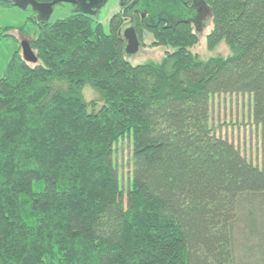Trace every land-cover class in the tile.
I'll return each mask as SVG.
<instances>
[{"label": "trees", "instance_id": "1", "mask_svg": "<svg viewBox=\"0 0 264 264\" xmlns=\"http://www.w3.org/2000/svg\"><path fill=\"white\" fill-rule=\"evenodd\" d=\"M200 1L226 58L198 59L191 24L161 23L145 28L174 51L133 65L116 16L106 33L80 12L37 24L35 64L13 54L0 75V264H264V169L212 121L214 97L247 95L264 125V0Z\"/></svg>", "mask_w": 264, "mask_h": 264}, {"label": "rangeland", "instance_id": "2", "mask_svg": "<svg viewBox=\"0 0 264 264\" xmlns=\"http://www.w3.org/2000/svg\"><path fill=\"white\" fill-rule=\"evenodd\" d=\"M118 1L108 0L106 6L101 8L96 16L92 15L95 22L100 23L106 33L109 32V22L113 16L119 20V23L115 24L116 27H121L122 34L129 26L126 19H123L120 14ZM3 3L8 5L0 4V75L4 72L13 54L20 50L21 43L23 41L30 42L35 38L37 24L42 20V18L39 19L38 13L31 4L23 7L18 4L13 5L8 0H3ZM76 12H78L77 7L72 4L56 6L47 22L62 20ZM136 20L138 21V18ZM206 20L207 22L199 21L200 23L196 27L197 31L195 28L193 29L198 39L196 44L189 49L190 52L203 61L217 57L226 58L231 54V50L223 41L215 47L208 46L207 38L212 30V25L210 17H207ZM140 28H142L140 48L136 54L125 57L129 63L133 65L147 62L159 63L167 52L174 51L155 45L154 35L145 28V25L142 24ZM85 97L100 104L98 97L90 91H85ZM250 105L247 95L214 97L212 121L217 135L232 142L248 161L264 169V125L254 126L251 123ZM130 145L129 141H123L117 146L120 148V156L118 153L119 157H117V159L119 158L118 165L120 163L118 172L123 187L127 186L130 175Z\"/></svg>", "mask_w": 264, "mask_h": 264}, {"label": "water", "instance_id": "3", "mask_svg": "<svg viewBox=\"0 0 264 264\" xmlns=\"http://www.w3.org/2000/svg\"><path fill=\"white\" fill-rule=\"evenodd\" d=\"M11 1L13 5H20L26 7L27 4H31L34 6L35 11L38 15L42 17V22H47L49 15L52 13V7L59 3H70L75 4L77 7V11L80 13L87 15H97L96 12L90 11L91 8L95 10L101 9L107 2V0H50L51 3L43 6V4H39L35 0H8ZM201 2L200 0H197ZM150 8H146L148 10L149 17L147 19L146 26L147 27H156L161 23L165 24V27H170L176 25L178 23H190V19L179 17L178 11L181 10L182 13L180 16L187 14L186 16H191L193 10H185L186 4L183 3V0H150ZM203 3V2H202ZM204 4V3H203ZM45 12L43 13L44 9ZM191 14V15H190ZM173 16V17H172ZM179 17L178 19H174ZM123 39L125 41L124 52L126 56L134 55L138 52L140 47V42L134 27L127 28L123 31ZM21 56L24 62L27 64H35L37 62V58L32 52L30 45L27 41H23L20 45Z\"/></svg>", "mask_w": 264, "mask_h": 264}, {"label": "flooded vegetation", "instance_id": "4", "mask_svg": "<svg viewBox=\"0 0 264 264\" xmlns=\"http://www.w3.org/2000/svg\"><path fill=\"white\" fill-rule=\"evenodd\" d=\"M35 1L38 2L39 4H43V6H46L47 4L51 3L50 0H35ZM118 2H119L118 6L120 9V14H121L122 18L126 19V21L128 22L129 26L127 28H130V27H134V28L138 27L139 28L140 26H142V24L146 26L147 19L149 17L148 10L146 8L151 7L150 6V3H151L150 0H119ZM107 3H108V0H107L106 4ZM183 3L186 4L185 10H187V9L193 10L192 15L190 14L191 18L189 16H186L187 14L180 16L182 13L181 10H179L177 12L178 16L190 19L189 24H191L193 29L195 28L196 31H197L196 27L200 23L199 21L203 20V22H207V20H206L207 17H210V19H211V13H210L209 8L205 4H203L202 2H199L197 0H183ZM63 4L70 5V3H59V4H56L52 7V11H53V8H55L56 6H60ZM106 4L103 7H105ZM72 5H74L76 7L75 4H72ZM42 10H44L43 11V13H44L46 8H44ZM99 10H95L94 8H91L90 11L96 12L98 14ZM78 12H80V11H78ZM38 17H39V19L42 18L41 15L40 16L38 15ZM179 17H176L174 19L176 20ZM136 18H138V21L136 20ZM41 22H42V20H40L39 23H41ZM127 28H125V29H127Z\"/></svg>", "mask_w": 264, "mask_h": 264}]
</instances>
